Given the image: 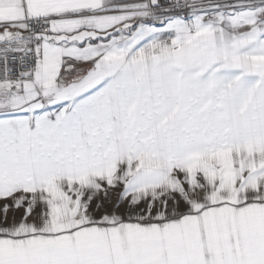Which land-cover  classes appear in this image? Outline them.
<instances>
[{"label": "snow or ice", "instance_id": "obj_1", "mask_svg": "<svg viewBox=\"0 0 264 264\" xmlns=\"http://www.w3.org/2000/svg\"><path fill=\"white\" fill-rule=\"evenodd\" d=\"M0 264H264V0H0Z\"/></svg>", "mask_w": 264, "mask_h": 264}]
</instances>
